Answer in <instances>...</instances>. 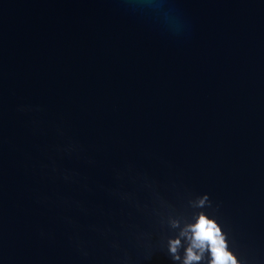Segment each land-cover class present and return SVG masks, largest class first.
Segmentation results:
<instances>
[{
  "label": "water",
  "instance_id": "obj_1",
  "mask_svg": "<svg viewBox=\"0 0 264 264\" xmlns=\"http://www.w3.org/2000/svg\"><path fill=\"white\" fill-rule=\"evenodd\" d=\"M177 7L192 23L185 41L122 0H0V264H75L66 215L85 235L131 223L100 188L129 163L211 193L247 264H264V0ZM71 141L82 156L57 151ZM53 166L81 183L54 177ZM141 264L171 262L155 251Z\"/></svg>",
  "mask_w": 264,
  "mask_h": 264
},
{
  "label": "clouds",
  "instance_id": "obj_2",
  "mask_svg": "<svg viewBox=\"0 0 264 264\" xmlns=\"http://www.w3.org/2000/svg\"><path fill=\"white\" fill-rule=\"evenodd\" d=\"M134 14L151 21L163 34L178 41L192 35V23L177 7L178 0H122ZM18 111L37 112L32 105H20ZM63 136L64 129L58 128ZM61 154L80 157L83 147L76 141L57 146ZM54 177L67 184L81 183L78 173L52 168ZM112 185H101L105 196L128 210L131 223L122 220L117 227L100 233L90 229L82 234L72 216H64L72 228L69 236L75 264H141L155 251L165 253L171 264H247L240 245L221 212V205L208 191H195L178 176L154 174L129 163L113 171ZM127 183L135 192L124 189ZM87 185H85L86 187ZM3 166L0 162V260L4 259L5 200ZM48 204L49 198L37 196ZM64 208L84 209L82 201L58 197ZM40 239L50 241L53 233L38 230ZM102 242L98 246L97 242Z\"/></svg>",
  "mask_w": 264,
  "mask_h": 264
}]
</instances>
